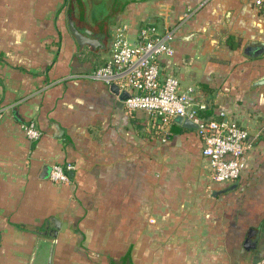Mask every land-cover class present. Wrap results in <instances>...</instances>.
Listing matches in <instances>:
<instances>
[{
    "label": "crops",
    "instance_id": "crops-1",
    "mask_svg": "<svg viewBox=\"0 0 264 264\" xmlns=\"http://www.w3.org/2000/svg\"><path fill=\"white\" fill-rule=\"evenodd\" d=\"M118 1L110 35L120 22L171 30L161 76L248 129L246 167L214 181L196 128L161 126L83 76L109 48L75 39L68 0H0V264H29L36 247L44 264L55 221L51 264H264L263 7ZM29 120L37 139L21 127ZM55 162L73 163L68 182L42 176Z\"/></svg>",
    "mask_w": 264,
    "mask_h": 264
},
{
    "label": "built area",
    "instance_id": "built-area-1",
    "mask_svg": "<svg viewBox=\"0 0 264 264\" xmlns=\"http://www.w3.org/2000/svg\"><path fill=\"white\" fill-rule=\"evenodd\" d=\"M264 8V0H254ZM171 30H161L153 23L140 26L134 33L126 22L114 25L110 46L104 61L83 76L107 85L117 84L119 91L129 96L123 101L130 110H141L163 126L176 116L186 117L196 124L202 145L201 153L208 159L211 178L216 182L237 180L247 163L251 146L248 129L235 119L205 114L206 103L196 99L194 88L181 90L179 79L172 72L161 76L160 59L171 55ZM21 127L29 139H37L40 129L34 121H25ZM73 163L55 162L50 165V180L68 182Z\"/></svg>",
    "mask_w": 264,
    "mask_h": 264
},
{
    "label": "water",
    "instance_id": "water-1",
    "mask_svg": "<svg viewBox=\"0 0 264 264\" xmlns=\"http://www.w3.org/2000/svg\"><path fill=\"white\" fill-rule=\"evenodd\" d=\"M75 4L77 7L76 13L74 12V2L70 3V10L67 12V20L68 27L78 42L86 43L96 48H105L108 49L110 46V33H109V25L116 19L117 14L120 10V5L118 0H113L112 5L109 11L102 15L101 17H94L92 20L89 19L88 13L90 9V5L85 2V0H75ZM260 44H264L260 42ZM261 50V49H259ZM256 54V53H255ZM259 82H264V77L259 79ZM110 89L117 93L118 96L124 100L129 96V93L126 90L119 91L117 84L113 83L110 85ZM175 119L182 123L183 126L186 127H194L196 128V124L190 119L182 116H176ZM49 166H44L42 171V176H45L49 173ZM73 173L72 170L69 171V175L71 176ZM51 220L55 221V218L51 217ZM59 224L55 223L51 224V229L44 230L42 233L47 235L42 236L43 239H46L50 242L48 247V252L46 255V261L44 264H51L52 260V249H53V241L56 236L57 228ZM38 247L35 248L31 261L29 264L34 263V259L37 254Z\"/></svg>",
    "mask_w": 264,
    "mask_h": 264
},
{
    "label": "rangeland",
    "instance_id": "rangeland-1",
    "mask_svg": "<svg viewBox=\"0 0 264 264\" xmlns=\"http://www.w3.org/2000/svg\"><path fill=\"white\" fill-rule=\"evenodd\" d=\"M107 2H110V0H97V1L93 0L92 1L93 5L91 7L92 8L91 11H92L93 15H97V16L101 17L102 12H103L102 10H104V7L102 6V4H105ZM92 17H95V16L91 15L90 20L93 19Z\"/></svg>",
    "mask_w": 264,
    "mask_h": 264
},
{
    "label": "trees",
    "instance_id": "trees-1",
    "mask_svg": "<svg viewBox=\"0 0 264 264\" xmlns=\"http://www.w3.org/2000/svg\"><path fill=\"white\" fill-rule=\"evenodd\" d=\"M74 2V5H75V9H74V12H75V10H77V7H76V4H75V0H68V2H67V5H66V14H67V12L70 10V3H73ZM261 13L263 14V16H264V8H262L261 9ZM110 38H111V35H110ZM209 110H208V108L207 109H205L204 110V113L205 114H210V112H208ZM240 178V177H239Z\"/></svg>",
    "mask_w": 264,
    "mask_h": 264
},
{
    "label": "flooded vegetation",
    "instance_id": "flooded-vegetation-1",
    "mask_svg": "<svg viewBox=\"0 0 264 264\" xmlns=\"http://www.w3.org/2000/svg\"><path fill=\"white\" fill-rule=\"evenodd\" d=\"M85 2H86L87 4H89V3H88V2H89L88 0H85ZM91 10H92V8L89 9V13H88V17H89V19H90V16H91V15H92V16H95V17H99V16H97V15H93V13H92ZM76 11H77V10H75V13H76ZM102 15H103V14H102ZM102 15H101V16H102ZM92 18H94V17H92Z\"/></svg>",
    "mask_w": 264,
    "mask_h": 264
}]
</instances>
